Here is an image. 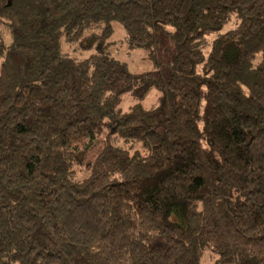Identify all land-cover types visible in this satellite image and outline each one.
I'll return each instance as SVG.
<instances>
[{
    "label": "trees",
    "instance_id": "trees-1",
    "mask_svg": "<svg viewBox=\"0 0 264 264\" xmlns=\"http://www.w3.org/2000/svg\"><path fill=\"white\" fill-rule=\"evenodd\" d=\"M0 264H264V0H0Z\"/></svg>",
    "mask_w": 264,
    "mask_h": 264
},
{
    "label": "rangeland",
    "instance_id": "rangeland-1",
    "mask_svg": "<svg viewBox=\"0 0 264 264\" xmlns=\"http://www.w3.org/2000/svg\"><path fill=\"white\" fill-rule=\"evenodd\" d=\"M170 46V42L165 36H161V43H160V51L158 53V58L160 60V69L154 70L153 66L151 65V62L147 59L146 51L145 50H137L133 52L131 55H120L119 58L123 59L124 61L128 62L129 69L139 73L143 74L147 71L154 72L156 74H161L162 76L167 75V65L166 61L169 60V57L171 55V50L168 49ZM158 94L156 91H151L148 97L143 102L145 107H149L151 104H153L157 98ZM128 96H126L123 100V103L121 105V108L126 109L130 100Z\"/></svg>",
    "mask_w": 264,
    "mask_h": 264
}]
</instances>
